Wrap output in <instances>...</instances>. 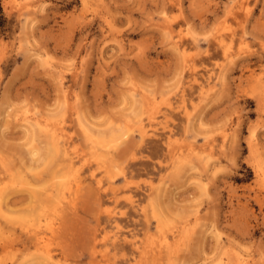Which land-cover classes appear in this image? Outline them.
<instances>
[{
    "label": "rangeland",
    "instance_id": "obj_1",
    "mask_svg": "<svg viewBox=\"0 0 264 264\" xmlns=\"http://www.w3.org/2000/svg\"><path fill=\"white\" fill-rule=\"evenodd\" d=\"M0 10V264H264V0Z\"/></svg>",
    "mask_w": 264,
    "mask_h": 264
},
{
    "label": "bare ground",
    "instance_id": "obj_2",
    "mask_svg": "<svg viewBox=\"0 0 264 264\" xmlns=\"http://www.w3.org/2000/svg\"><path fill=\"white\" fill-rule=\"evenodd\" d=\"M24 113H25V112H24ZM154 115H155V114H154ZM34 121H35V120H34ZM32 122H33V121H32ZM148 122H149V121H148ZM156 122H157V121H156ZM156 122H155V123H156ZM26 123H27V122H26ZM151 123H152V122H151ZM157 123H158V122H157ZM161 123H162V122H161ZM40 124H41V123H40ZM154 126H156V125H154ZM113 128H114V127H113ZM143 128H144V126H143ZM147 129H148V127H147ZM122 130H123V129H122ZM145 130H146V128H145ZM151 130H152V129H151ZM53 131H54V130H53ZM141 132H142V131H141ZM148 132H149V131H148ZM148 132H147V133H148ZM143 133H145V131H144ZM143 133H142V134H143ZM152 133H153V132H152ZM142 134H141V135H142ZM150 134H151V133H150ZM125 135H126V133H125ZM167 135H168V134H167ZM114 136H115V135H114ZM123 136H124V135H123ZM53 137H54V136H53ZM60 137H61V136H60ZM128 137H129V136H128ZM168 137H169V135H168ZM54 138H55V137H54ZM120 138H121V137H120ZM120 138H118V139H120ZM57 139H58V137H57ZM167 139H168V138H167ZM170 141H171V140H170ZM170 141H169V142H170ZM63 142H64V141H63ZM110 142H111V141H110ZM61 143H62V142H61ZM114 143H116V142H114ZM108 144H109V143H108ZM59 145H60V144H59ZM64 146H65V145H64ZM100 146H102V145H100ZM100 146H99V148H100ZM107 146H108V145H107ZM110 146H111V145H110ZM57 147H58V146H57ZM66 147H67V145H66ZM108 148H109V147H108ZM108 148H107V149H108ZM110 148H111V147H110ZM101 149H102V148H101ZM103 150H104V149H103ZM109 150H110V149H109ZM63 151H64V149H63ZM68 151H69V150H68ZM70 152H71V151H70ZM73 152H74V151H73ZM180 152H181V150H180ZM68 153H69V152H68ZM98 153H100V152L98 151ZM106 153H107V152H105L104 154H106ZM107 154H108V153H107ZM73 155H74V153H73ZM73 155H72V156H73ZM105 156H106V155H105ZM67 158H68V157H67ZM104 159H105V158H104ZM72 161H73V160H72ZM100 162H102V161L100 160ZM72 164H73V163H72ZM104 171H105V170H104ZM75 181H76V180H75ZM98 181H99V179H98ZM99 182H100V181H99ZM58 183H59V182H58ZM98 184H99V183H98ZM58 187H59V186H58ZM153 191H154V190H153ZM62 196L65 197V195H62ZM65 198H66V197H65ZM59 200H60V199H59ZM66 200H67V199H66ZM61 202H62V201H61ZM2 205H3V204H2ZM0 207H1V204H0ZM50 220H51V219H50ZM50 220H49V221H50ZM52 221H53V219H52ZM47 224H48V221H47ZM50 224H51V222L49 223V225H50ZM51 228H52V227H51ZM40 237H41V236H40ZM42 237H43V236H42ZM165 237H166V236H165ZM44 238H45V237H44ZM39 240H40V239H39ZM43 241H44V240H43ZM44 243H45V242H44ZM44 247H45V246H44ZM165 247H166V246H165ZM46 248H47V247H46ZM46 248H45V249H46ZM48 250H49V249H48ZM165 251H166V249H165ZM50 252H51V251H50ZM245 254H246V253H245ZM163 255H164V254H163ZM167 255H168V254H167ZM51 257H52V256H51L48 252H46V258H47V260H48V259H51ZM52 261H53V260H52ZM49 262H50V261H49ZM241 262H242V261H241ZM56 263H57V262H56Z\"/></svg>",
    "mask_w": 264,
    "mask_h": 264
},
{
    "label": "trees",
    "instance_id": "obj_3",
    "mask_svg": "<svg viewBox=\"0 0 264 264\" xmlns=\"http://www.w3.org/2000/svg\"><path fill=\"white\" fill-rule=\"evenodd\" d=\"M0 14H1V10H0Z\"/></svg>",
    "mask_w": 264,
    "mask_h": 264
}]
</instances>
